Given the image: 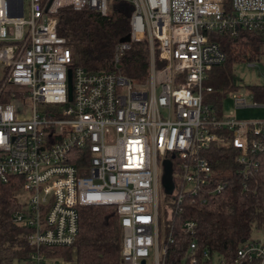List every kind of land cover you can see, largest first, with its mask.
Returning <instances> with one entry per match:
<instances>
[{"label":"built area","instance_id":"built-area-1","mask_svg":"<svg viewBox=\"0 0 264 264\" xmlns=\"http://www.w3.org/2000/svg\"><path fill=\"white\" fill-rule=\"evenodd\" d=\"M113 1L131 6L128 42L115 45L114 63L131 43L147 45L140 83L72 68L55 32L58 10L105 16ZM238 30L264 33V0H0V96L9 97L0 103V185L18 179L10 221L24 228L30 248L17 264H58L42 249L72 246L79 209L102 206L115 209L121 229L118 264H163L172 238L159 233L162 161L175 166L165 209L223 191L224 183H210L201 153L225 144V133H232L237 172L245 178L256 170L264 120L238 121L233 112L217 118L202 104L211 91L206 74L224 61L209 39ZM229 97L235 110L264 108L247 90ZM180 228L189 243L179 264H224L197 250L193 222ZM231 264H264V236L239 243Z\"/></svg>","mask_w":264,"mask_h":264},{"label":"trees","instance_id":"trees-1","mask_svg":"<svg viewBox=\"0 0 264 264\" xmlns=\"http://www.w3.org/2000/svg\"><path fill=\"white\" fill-rule=\"evenodd\" d=\"M130 12L131 6L121 1H113L105 16L88 9L58 10L55 32L64 39L70 51L71 67L87 73L115 72L133 83L144 81L149 66L145 43H131L116 63L113 60L115 45L128 34ZM209 40L219 46L224 61L206 74L204 86L211 91L203 93L202 104L209 106L215 117L220 118L221 101L227 94L237 91L231 64L254 58L257 55L255 49L264 46V33L238 30L234 38ZM153 58L155 68L164 64L158 60L156 51ZM246 89L253 102L264 105V85L247 86ZM5 98L0 96V103H5ZM225 137V144L211 145L201 153L212 171L210 183H224L223 191L206 196L202 203L186 196L176 208L159 211L160 236L170 234L172 238L163 264H179L189 243L188 236L180 228L185 221L195 225L197 250L208 249L224 264H231L236 247L250 238L253 230H264V156H256V170L250 176L245 174L244 178L237 172L238 165L234 162L237 150L228 143L232 133H225ZM172 172H175L174 161ZM16 184L18 179L11 178L7 184L0 185V264L22 263L30 253L24 239L26 231L10 221L11 214L18 208L14 199ZM120 249L121 229L116 211L113 207L102 206L79 209L78 231L72 246L44 248L42 252L48 258L73 261L74 264H118Z\"/></svg>","mask_w":264,"mask_h":264},{"label":"rangeland","instance_id":"rangeland-1","mask_svg":"<svg viewBox=\"0 0 264 264\" xmlns=\"http://www.w3.org/2000/svg\"><path fill=\"white\" fill-rule=\"evenodd\" d=\"M256 50V56L250 59H244L240 62L231 64V74L233 84L237 91L244 92L247 86L264 85V46H259ZM248 55V53L246 54ZM252 65V66H249ZM3 69L0 66V80L2 79ZM248 91V90H247ZM233 93V92H232ZM5 96L6 95H1ZM9 98V97H8ZM7 97L5 99H8ZM220 111L222 116L233 112L234 118L238 121H258L264 120V108H244L234 109L229 94L221 101ZM164 194L161 189L158 192L159 211L162 212ZM264 230L252 231L250 238H263Z\"/></svg>","mask_w":264,"mask_h":264},{"label":"water","instance_id":"water-1","mask_svg":"<svg viewBox=\"0 0 264 264\" xmlns=\"http://www.w3.org/2000/svg\"><path fill=\"white\" fill-rule=\"evenodd\" d=\"M128 42V36L126 35L124 38L120 39L119 43H125ZM68 79H69V73H68ZM69 85V80H68ZM162 167V174L160 177V184L162 187V191L164 194H169L172 188V179H171V163L168 160H164L161 163Z\"/></svg>","mask_w":264,"mask_h":264},{"label":"crops","instance_id":"crops-1","mask_svg":"<svg viewBox=\"0 0 264 264\" xmlns=\"http://www.w3.org/2000/svg\"><path fill=\"white\" fill-rule=\"evenodd\" d=\"M50 261H53V262H56L58 264H74L73 261H70V262H64L62 260H58V259H51V258H48ZM49 264V263H48Z\"/></svg>","mask_w":264,"mask_h":264},{"label":"bare ground","instance_id":"bare-ground-1","mask_svg":"<svg viewBox=\"0 0 264 264\" xmlns=\"http://www.w3.org/2000/svg\"><path fill=\"white\" fill-rule=\"evenodd\" d=\"M46 258H48V257H46Z\"/></svg>","mask_w":264,"mask_h":264}]
</instances>
